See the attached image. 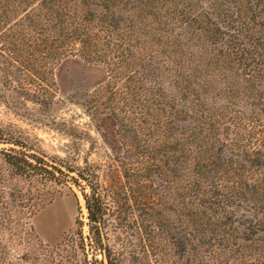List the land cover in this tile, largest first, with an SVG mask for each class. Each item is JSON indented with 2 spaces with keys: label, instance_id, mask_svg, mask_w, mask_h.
<instances>
[{
  "label": "rangeland",
  "instance_id": "1",
  "mask_svg": "<svg viewBox=\"0 0 264 264\" xmlns=\"http://www.w3.org/2000/svg\"><path fill=\"white\" fill-rule=\"evenodd\" d=\"M40 1L16 15L8 7L20 0H0V264H107L88 229L90 190L67 170L85 163L98 166L103 242L119 264H264V242L218 257L217 241L195 238L202 208L186 205L181 169L194 168L205 145L188 131L180 65L168 58L186 50V37L168 46L180 30L164 23L171 4L118 0L105 10L65 0V12H50L57 0ZM80 20H103L113 35L101 27L81 49L70 34ZM7 153L37 156L67 181L16 175Z\"/></svg>",
  "mask_w": 264,
  "mask_h": 264
},
{
  "label": "trees",
  "instance_id": "2",
  "mask_svg": "<svg viewBox=\"0 0 264 264\" xmlns=\"http://www.w3.org/2000/svg\"><path fill=\"white\" fill-rule=\"evenodd\" d=\"M52 1L40 2L45 5ZM117 1L83 0V4L108 10V5ZM159 1L171 4L165 10L167 16L163 15L165 25L180 29L174 36V42H168L170 50L179 46L177 43L186 37L184 44L181 43L186 50L183 49L180 59L176 61L175 54L168 58L171 64L180 65L181 99L184 112L192 120L188 131L205 145L204 156H195L194 168L185 164L181 169L184 197L189 199L186 205L197 202L202 208L196 212L200 221L196 224L198 236L195 238L201 247L215 245L211 243L217 241L218 257L229 256L232 252L245 257L247 243L257 248V244L264 242V0ZM30 2L20 0L8 10L17 15L18 8L23 9ZM67 4L65 0H57L50 12H65ZM10 12L3 17L6 18ZM98 21L89 27L80 20L72 28L70 34L76 32L81 49L89 47V36L101 27L108 36L113 35L110 29L114 25ZM78 26L80 28L76 30ZM172 32L176 31L173 29ZM174 43L176 45H172ZM224 135L223 141L220 136ZM6 156L16 175L36 174L59 184L67 181L68 175L62 168L48 165L37 156L20 153H7ZM203 158L211 160V164H201L199 161ZM189 159L190 156H186L185 163ZM67 170L77 176L71 178L77 188L81 187L77 181L80 179L90 190L83 194V198L92 240L104 253L107 264H119L103 242L105 208L98 183V166L85 163ZM218 207L219 211H216ZM209 211L211 214L206 219ZM253 212L260 213V217ZM232 229L238 230V235L232 232L235 234L232 236L228 231ZM257 249L262 251L263 248ZM256 255L264 258L263 252Z\"/></svg>",
  "mask_w": 264,
  "mask_h": 264
}]
</instances>
